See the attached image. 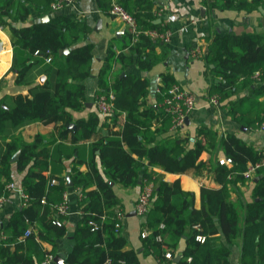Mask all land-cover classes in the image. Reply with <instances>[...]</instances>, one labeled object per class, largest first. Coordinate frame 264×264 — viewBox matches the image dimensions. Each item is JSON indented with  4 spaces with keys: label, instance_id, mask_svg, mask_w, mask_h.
<instances>
[{
    "label": "trees",
    "instance_id": "16d2710c",
    "mask_svg": "<svg viewBox=\"0 0 264 264\" xmlns=\"http://www.w3.org/2000/svg\"><path fill=\"white\" fill-rule=\"evenodd\" d=\"M55 0H0V23L9 30L14 50L13 68L18 69L16 81L32 84V67L44 64L49 78L31 87L30 94L5 95L0 105V133L6 140L2 155L0 196L7 194L12 182L11 157L20 149L18 168L25 170L22 179L23 204L4 224L0 235V264H45L49 255H56L57 240L67 233L69 214L59 210L66 199V176H53L49 171L53 160L72 157L77 144L90 141L92 156L77 158L86 169L73 167V186L80 190L81 218L74 232L75 245L66 264H140L138 251L127 247L120 233L121 220L106 215V210L122 205L113 184L132 188L142 180L153 183L150 207L145 215L142 236L145 247L163 264H171L185 238L182 257L175 264H230V245L241 238V264H264V147H257L230 132L220 134L215 128L199 125L194 134L173 131V113L167 110L165 99L177 79L162 71L161 84L151 98L149 77L121 71L100 76L97 94L115 93L114 110L110 115L91 111L88 117L73 119L67 108L85 107L86 85L91 74L93 43L83 40L91 26L84 17L58 12L48 20L17 26L31 14L34 5L38 15L50 14ZM109 12L113 0H97ZM134 15L140 33L131 31L124 39L125 47L108 49L105 69L114 61L136 62L141 70L150 71L167 56L165 42L147 31L167 29L157 18L155 0H117ZM218 9L245 10L264 7V0H210ZM136 37V38H135ZM24 57H19V48ZM67 48V52L61 53ZM37 49L50 50L53 59L46 62ZM210 74L208 96H217L225 103L230 117L245 127L257 130L264 121V32L233 31L210 38L202 56ZM259 76L256 77L255 73ZM6 78L0 79V87ZM100 113L104 116H100ZM40 122H55L60 136L68 132L70 145L59 142L50 151L44 145V135L36 133L25 139L21 128ZM76 123V127L68 126ZM222 150L232 163H216L225 180L221 187H201L202 204L195 206V193L182 187L180 179L167 180L166 172L187 173L215 162L200 158L203 151ZM98 151V154L96 152ZM99 157L102 168L97 160ZM209 162V163H208ZM257 166L253 179L252 200L243 211L241 225L239 205L231 198L232 187L246 183L244 171L250 164ZM228 174L230 175L228 177ZM56 182L51 183L50 179ZM113 182V184L111 183ZM161 224H164L161 227ZM28 231V233H27ZM161 235V238L157 236ZM49 242L51 247H46ZM170 252L172 257H167Z\"/></svg>",
    "mask_w": 264,
    "mask_h": 264
},
{
    "label": "crops",
    "instance_id": "0c3cea01",
    "mask_svg": "<svg viewBox=\"0 0 264 264\" xmlns=\"http://www.w3.org/2000/svg\"><path fill=\"white\" fill-rule=\"evenodd\" d=\"M114 2L117 0H113ZM155 13L157 18H160L162 25H166L171 31V38L165 42L167 47L166 58L155 65L152 70H141L136 62L127 63L124 68L118 61H114L109 74L105 69V59L108 55V49L113 46L118 52L123 50L124 39L130 31L127 24L120 17L111 15L105 12L98 4L97 0H73L60 10L52 11L50 14L38 15L34 5H31V14L24 22H17V26L31 24L36 21L48 20L57 14L74 13L80 17L86 18L91 26L89 36L81 43H93V59L91 65V74L84 80L86 85L87 101L85 107L80 110L67 108L72 114L73 119L80 117H88L91 111H99L96 105L97 90L99 87V77L114 75L121 71L134 73L149 77L151 81L150 95L156 87V78L162 71L173 73L177 79V83L189 89L197 97V105L187 115L189 123L185 122L184 132L194 134L197 126L207 125L215 128L220 134L230 132L238 135L248 143H252L257 147H264V131L252 130L249 128L243 129L242 124L232 119L228 113L225 103L218 106L208 102V89L210 74L206 72L207 66L202 58L206 46L214 35L224 34L229 31L242 33L244 31H262L264 32V7L263 10L258 8L247 12L245 10L235 9H218L210 5V0H155ZM156 18V19H157ZM153 37V36H152ZM162 41V40H161ZM0 79L6 78V83L0 87V105L5 107L2 102L5 95L16 93L30 94L31 87L37 83H44L50 79L49 74L45 71L44 64H36L32 67V76L35 78L34 83L25 84L16 81L18 69L13 68L14 50L9 30L5 29L0 23ZM200 46L203 50L201 56H194L192 51L195 47ZM19 48V47H18ZM19 57H24L22 49H18ZM45 75L43 81L40 76ZM153 99V98H152ZM90 104V105H88ZM7 107V105H6ZM100 116H104L100 113ZM75 123V122H72ZM76 124V123H75ZM69 129H72L70 125ZM21 134L25 139L31 141L36 133L44 135V145L50 151L54 150L59 142L70 145L69 138L71 133L68 132L64 137L60 136L59 129L56 128L55 122H40L36 121L25 125L21 128ZM11 138L3 136L0 133V167L2 155L6 148V140ZM78 149L72 157H63V159L53 160L50 164L49 171L55 176L71 177L73 167L86 169L87 165L78 164L77 158H90L93 154L90 141H84L77 144ZM17 151H20L17 150ZM16 151V152H17ZM15 154V153H14ZM98 154V151L96 152ZM214 158L215 162L208 164L197 171L174 173L166 172L167 180L173 181L180 179L181 185L186 190H191L195 193V206L200 207L202 204L201 187L203 185L210 187H221L226 175L222 174L219 166L216 163L217 158L225 157L222 150H217L213 153L203 151L200 158L205 161H210ZM18 160V159H17ZM17 160H11V178L15 184V188L8 189L6 200L0 205V235L4 224H6L11 216L21 208L23 204L22 179L25 170L18 168ZM99 165L101 166L99 157L97 156ZM209 163V162H208ZM232 168V163L227 164ZM230 175L228 174V177ZM5 177L0 176V183L4 182ZM73 182V181H72ZM255 180L246 181L244 184H236L232 187L231 198L239 205L241 218L246 203L252 200V189ZM67 190L69 214L65 224L67 233L58 238V249L53 260L48 264H59L55 259L56 256H61L66 262L70 252L74 248L75 238L74 232L81 218V208L79 204L80 190L73 185H68ZM113 187L116 193L122 199V205L106 210V215L111 218H119L121 220L120 233L127 239L128 246L133 247L138 251L140 264H163L159 259L145 247L142 237V225L145 217L141 216L136 211V204L139 194L142 190V180H139L137 186L127 188L114 182ZM241 225H244L243 218ZM241 238L235 244L230 245V264H241ZM185 238L182 237L179 241V247L174 254L171 264H175V257L182 254L185 248ZM46 247H51L49 242H44Z\"/></svg>",
    "mask_w": 264,
    "mask_h": 264
},
{
    "label": "built area",
    "instance_id": "2783aa9c",
    "mask_svg": "<svg viewBox=\"0 0 264 264\" xmlns=\"http://www.w3.org/2000/svg\"><path fill=\"white\" fill-rule=\"evenodd\" d=\"M73 0H55L52 3V8L54 11L60 10L63 7H65L67 4L72 3ZM109 13L111 15L120 17L125 21L127 24L129 30L135 34V36H138L140 33V29L138 27V23L136 18L132 13H130L127 9H125L121 4H119L117 1L113 2L112 6L109 9ZM151 36L156 37L157 39L162 40L163 42H168L171 38V31L169 29L158 31L157 29H150L147 31ZM136 38V37H135ZM194 56H201L203 54V50L200 46L195 47L192 51ZM35 54H43L46 62H51L53 59V55L50 50H40L37 49L35 51ZM255 76L258 77L259 73L256 72ZM161 84V78L158 76L156 78V89H158L157 85ZM169 96L166 97V108L170 112L173 113V123H172V130L181 132H184V126H185V119L186 116L190 113L192 109H194L197 105V97L196 95L191 92L189 89L181 86L179 83H174L172 87L168 90ZM115 93L113 90H111L108 94H100L96 98V105L98 110L103 115H110L112 114L114 110V100ZM208 102L210 104H213L215 106H218L221 104L217 96H208ZM257 130L264 131V121L259 124ZM220 163H229V161L225 157L220 158ZM261 163L256 164H250L248 168L244 171V175L247 178L248 181L253 180V176L255 174L256 168ZM51 183L56 182V179L53 177L50 179ZM15 184L13 182H10L7 184V188H15ZM23 192V190H22ZM153 192V183L152 182H146L142 190L139 194L137 204H136V211L141 216L145 217L151 202V195ZM24 196V193H23ZM6 200V194H2L0 196V205ZM69 208L68 205V196L66 194L65 201L59 205V210L61 212H66ZM164 224H161V227H163ZM28 233V231H27ZM149 230L147 228H144L142 230V236L148 235ZM158 238H161V235L157 236ZM167 257H172V254L170 252L166 253ZM54 255H49L43 262L45 264H48L53 260ZM111 262L108 261L107 264H110Z\"/></svg>",
    "mask_w": 264,
    "mask_h": 264
},
{
    "label": "water",
    "instance_id": "95a60500",
    "mask_svg": "<svg viewBox=\"0 0 264 264\" xmlns=\"http://www.w3.org/2000/svg\"><path fill=\"white\" fill-rule=\"evenodd\" d=\"M259 8L263 10V7L260 6ZM45 18H46V19H49V15H46ZM160 21H161L160 18H157V19L154 20L155 23H158V22H160ZM1 47H2V44H1V42H0V49H1ZM67 51H68V49L65 48V49H62L60 52L63 53V52H67ZM124 74H125V72H122L121 75H124ZM45 77H46L45 75L40 76V80L43 81V80L45 79ZM88 105H90V104H88ZM4 106L6 107V105H4ZM185 122L189 123V116H186ZM70 127L75 128V127H76V124H75V123H71V124H70ZM242 128H243V129H246L247 127H245L244 125H242ZM19 155H20V151L15 152V154H13V156L11 157V160H12V161L17 160V159L19 158ZM257 179H258V178H255L254 180L256 181ZM111 183L113 184V182H111ZM67 184H68V185H73V182H72V180H71L70 177L67 178ZM136 212H137V211H134V213H136ZM181 257H182V254L180 253V254H178V255L175 257V260L177 261V260H179ZM55 259L57 260V262H58L59 264H66V262L64 261V259H63L61 256H56Z\"/></svg>",
    "mask_w": 264,
    "mask_h": 264
}]
</instances>
